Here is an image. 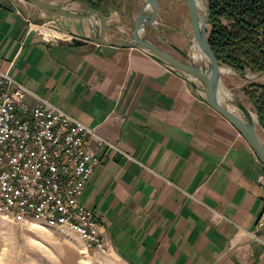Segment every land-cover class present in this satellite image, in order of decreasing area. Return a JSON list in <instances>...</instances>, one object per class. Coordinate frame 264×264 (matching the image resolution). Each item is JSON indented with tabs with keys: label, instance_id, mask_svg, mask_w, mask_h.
<instances>
[{
	"label": "crops",
	"instance_id": "obj_1",
	"mask_svg": "<svg viewBox=\"0 0 264 264\" xmlns=\"http://www.w3.org/2000/svg\"><path fill=\"white\" fill-rule=\"evenodd\" d=\"M0 3V70L30 91L29 103L47 99L105 139L91 140L100 161L78 201L99 221L106 248L62 226L68 236L46 244L48 264H264V165L184 75L137 47L73 42L93 32L92 18ZM143 5L100 2L106 37L130 36ZM170 30L168 41L185 50ZM224 74L242 77L225 72L223 83Z\"/></svg>",
	"mask_w": 264,
	"mask_h": 264
},
{
	"label": "built area",
	"instance_id": "obj_2",
	"mask_svg": "<svg viewBox=\"0 0 264 264\" xmlns=\"http://www.w3.org/2000/svg\"><path fill=\"white\" fill-rule=\"evenodd\" d=\"M29 93L0 70V209L64 226L104 250V231L78 198L100 161L91 140L105 139L47 99L29 103Z\"/></svg>",
	"mask_w": 264,
	"mask_h": 264
},
{
	"label": "water",
	"instance_id": "obj_3",
	"mask_svg": "<svg viewBox=\"0 0 264 264\" xmlns=\"http://www.w3.org/2000/svg\"><path fill=\"white\" fill-rule=\"evenodd\" d=\"M25 1L54 14L76 19L92 18L94 20L93 32L85 35L84 39L73 38L75 43L93 41L117 47H137L147 51L168 67L184 75L205 101L222 114L245 137L264 165V142L258 134L259 127L264 132V123L255 111L247 107L224 85L221 78L222 73L233 72L244 79H253L263 76L264 71L251 75L243 74L234 67L221 64L217 60L209 43L210 7L207 0H186L191 28L190 31L181 29L188 38L189 46L187 49L184 50L166 40L180 53L181 59L146 35L147 27L157 21L159 0H144V5L133 23L131 35L118 40H110L106 37L108 24L106 14L93 7L87 0H84L86 7L79 10L70 9L65 5L48 0Z\"/></svg>",
	"mask_w": 264,
	"mask_h": 264
},
{
	"label": "rangeland",
	"instance_id": "obj_4",
	"mask_svg": "<svg viewBox=\"0 0 264 264\" xmlns=\"http://www.w3.org/2000/svg\"><path fill=\"white\" fill-rule=\"evenodd\" d=\"M159 2L160 10L158 9L157 21L147 27L146 35L157 44L162 43L163 48L172 52L166 44V40H174V36L170 35L172 34L170 29L175 27L179 30L180 27L190 31L189 11L186 0H159ZM164 7L167 9L165 10ZM201 12L203 13V11ZM176 33L177 31L174 32V35ZM177 36L178 41L180 33H177ZM186 39L188 40L187 36L182 38V41ZM187 40L184 44V46L187 45L185 47L189 46ZM246 74L251 75L252 73ZM223 79L224 83L231 87L230 90L234 95L245 101L243 89L247 85L253 82L264 83V75L253 79H244L234 74H224ZM262 137L264 139V136ZM37 223L41 226H32ZM59 227L57 225L50 227L43 221L33 218L20 221L0 209V264H48L46 244L50 242L56 246L57 243H60L55 242L56 239L58 241L68 236L61 230L63 227ZM58 248L51 246L54 254L59 253Z\"/></svg>",
	"mask_w": 264,
	"mask_h": 264
},
{
	"label": "trees",
	"instance_id": "obj_5",
	"mask_svg": "<svg viewBox=\"0 0 264 264\" xmlns=\"http://www.w3.org/2000/svg\"><path fill=\"white\" fill-rule=\"evenodd\" d=\"M94 7L106 0H87ZM209 43L224 65L239 72L264 71V0H207ZM245 99L264 123V83L243 89Z\"/></svg>",
	"mask_w": 264,
	"mask_h": 264
},
{
	"label": "flooded vegetation",
	"instance_id": "obj_6",
	"mask_svg": "<svg viewBox=\"0 0 264 264\" xmlns=\"http://www.w3.org/2000/svg\"><path fill=\"white\" fill-rule=\"evenodd\" d=\"M189 23H190V17H189ZM166 25H167V24H166ZM171 29L176 30L178 33H180V35H181L183 38L186 37V36L184 35V33H183V31H182V29H181L180 27H179V30H178L177 28H175V27H174V28H171ZM186 40H187V39H186ZM186 40H185V41H186ZM187 43H188V40H187ZM161 44H162V43H161ZM166 44H167V45L169 46V48L172 50V54H173V55L177 56V57L180 58V59L182 58L181 55L179 54V52H178L174 47H172V46H171L169 43H167V42H166ZM185 44H186V43H185ZM185 46H187V45H185ZM185 46H184V48L187 49V47H185ZM170 53H171V51H170ZM175 53H176V54H175ZM178 54H179V55H178Z\"/></svg>",
	"mask_w": 264,
	"mask_h": 264
}]
</instances>
